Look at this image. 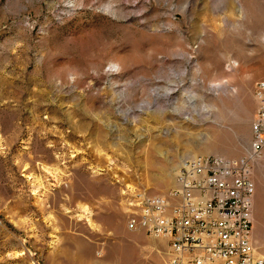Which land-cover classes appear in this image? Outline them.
<instances>
[{
  "label": "rangeland",
  "instance_id": "obj_1",
  "mask_svg": "<svg viewBox=\"0 0 264 264\" xmlns=\"http://www.w3.org/2000/svg\"><path fill=\"white\" fill-rule=\"evenodd\" d=\"M264 0H0V264H169L130 231L182 161L249 160L264 258Z\"/></svg>",
  "mask_w": 264,
  "mask_h": 264
},
{
  "label": "built area",
  "instance_id": "obj_2",
  "mask_svg": "<svg viewBox=\"0 0 264 264\" xmlns=\"http://www.w3.org/2000/svg\"><path fill=\"white\" fill-rule=\"evenodd\" d=\"M250 152L264 155V84L254 86ZM249 160L195 156L178 167L168 196L137 198L130 231L166 239L169 264H264L252 239L255 186Z\"/></svg>",
  "mask_w": 264,
  "mask_h": 264
},
{
  "label": "bare ground",
  "instance_id": "obj_3",
  "mask_svg": "<svg viewBox=\"0 0 264 264\" xmlns=\"http://www.w3.org/2000/svg\"><path fill=\"white\" fill-rule=\"evenodd\" d=\"M258 84H264V79L262 81L258 82Z\"/></svg>",
  "mask_w": 264,
  "mask_h": 264
}]
</instances>
